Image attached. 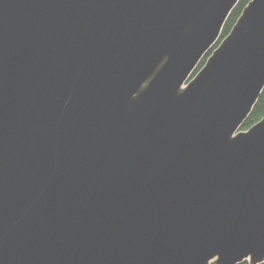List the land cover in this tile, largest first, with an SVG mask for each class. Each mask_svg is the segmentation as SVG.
<instances>
[{"label": "water", "instance_id": "1", "mask_svg": "<svg viewBox=\"0 0 264 264\" xmlns=\"http://www.w3.org/2000/svg\"><path fill=\"white\" fill-rule=\"evenodd\" d=\"M240 1L0 0V264H264Z\"/></svg>", "mask_w": 264, "mask_h": 264}, {"label": "trees", "instance_id": "2", "mask_svg": "<svg viewBox=\"0 0 264 264\" xmlns=\"http://www.w3.org/2000/svg\"><path fill=\"white\" fill-rule=\"evenodd\" d=\"M252 0H241L239 5L235 8V10L232 12L230 18L228 19L226 26L223 30L221 39L224 40L232 31L236 23L238 22L239 18L243 14V11L248 6V4ZM208 56V55H207ZM207 56L204 58V60L201 62L200 66L198 67L197 71L195 72L194 76L204 67L207 61ZM264 118V91L254 108L252 114L248 118V120L243 125L242 130L248 131L251 129L254 125L259 123ZM243 264H249L248 262H245Z\"/></svg>", "mask_w": 264, "mask_h": 264}, {"label": "rangeland", "instance_id": "3", "mask_svg": "<svg viewBox=\"0 0 264 264\" xmlns=\"http://www.w3.org/2000/svg\"><path fill=\"white\" fill-rule=\"evenodd\" d=\"M222 41H223V40L220 39L219 42L215 45V47L212 49V51H210V53H209L208 56H207V60H208V58L212 55L213 51L216 50V49L220 46V44H221ZM193 77H194V76H193ZM191 79H192V78H191Z\"/></svg>", "mask_w": 264, "mask_h": 264}]
</instances>
